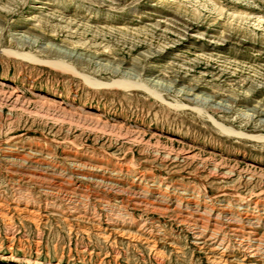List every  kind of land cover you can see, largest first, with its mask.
I'll use <instances>...</instances> for the list:
<instances>
[{
	"label": "rangeland",
	"instance_id": "obj_1",
	"mask_svg": "<svg viewBox=\"0 0 264 264\" xmlns=\"http://www.w3.org/2000/svg\"><path fill=\"white\" fill-rule=\"evenodd\" d=\"M255 202L264 0H0V264H264L178 217Z\"/></svg>",
	"mask_w": 264,
	"mask_h": 264
},
{
	"label": "bare ground",
	"instance_id": "obj_2",
	"mask_svg": "<svg viewBox=\"0 0 264 264\" xmlns=\"http://www.w3.org/2000/svg\"><path fill=\"white\" fill-rule=\"evenodd\" d=\"M15 90L17 88H14ZM43 96H41L42 98L47 97L49 94H42ZM10 152V151H9ZM7 153V152H6ZM22 154V153H21ZM170 155V154H169ZM11 156V155H10ZM15 156V155H14ZM24 157V156H23ZM179 155L176 156V158H178ZM16 159V157H14ZM33 158V157H32ZM31 158V159H32ZM170 158V156H169ZM26 157L24 159H22L20 162H25ZM30 159V158H28ZM27 159V160H28ZM9 160V159H8ZM19 160V158H18ZM177 160V159H176ZM12 161V159L10 160ZM43 161V160H42ZM175 161V158H174ZM29 162V160H28ZM31 162V161H30ZM34 162V161H32ZM15 163V160L10 163L13 164ZM19 163V162H18ZM40 163V162H39ZM24 164V163H23ZM28 164V163H27ZM33 164V163H32ZM17 165V162L16 164ZM25 165V164H24ZM14 166V165H13ZM23 166V165H22ZM20 167V166H19ZM33 167V166H32ZM80 169H85L82 166H76ZM91 168V167H90ZM21 169V168H20ZM24 169V168H23ZM27 170V169H26ZM38 171V169H36ZM34 171V170H33ZM41 171V170H40ZM82 171V170H81ZM84 171V170H83ZM19 172V171H18ZM42 172V171H41ZM51 172V171H50ZM85 172V171H84ZM17 173V172H16ZM31 173V172H30ZM39 173V172H38ZM29 174V173H28ZM28 174H26V176H28ZM37 174V173H36ZM44 174V173H43ZM42 174V175H43ZM82 174V173H80ZM18 175V173L16 174ZM22 175V174H21ZM30 175V174H29ZM84 176H90V175H85ZM32 176V175H30ZM39 176V175H38ZM29 177V176H28ZM36 177V176H35ZM40 177V176H39ZM31 178V177H30ZM83 178V177H82ZM32 179V178H31ZM45 179V178H44ZM78 179V178H77ZM104 179V178H103ZM34 180V179H33ZM38 180V179H37ZM40 181V180H39ZM42 181V180H41ZM44 181V180H43ZM89 181V179H88ZM49 182V180H48ZM94 182V181H93ZM96 182V181H95ZM44 183V182H43ZM96 183H98V185H108L106 183H103L102 181H97ZM49 184V183H47ZM46 184V185H47ZM52 184V183H51ZM42 185V184H41ZM110 185V184H109ZM108 185V186H109ZM118 185V184H117ZM154 185V184H153ZM152 185V186H153ZM43 186V185H42ZM107 186V187H108ZM115 186V185H114ZM111 188H115L113 186H109ZM119 187V186H118ZM146 187V186H145ZM149 187V186H148ZM48 188V187H47ZM60 188V187H59ZM157 188V186H156ZM55 189V188H54ZM57 189V188H56ZM153 189V188H152ZM51 190V189H50ZM149 190V189H148ZM156 190V189H154ZM55 191V190H54ZM59 191V190H57ZM145 191V190H144ZM150 191V190H149ZM56 192V191H55ZM60 192V191H59ZM153 192V191H151ZM67 193V192H66ZM157 193V192H156ZM58 194V193H57ZM64 194V192L62 193ZM137 196L133 195L132 198V206L134 207H138L142 205V202L140 200V196H138L139 194L136 193ZM47 195V194H46ZM191 197V196H190ZM193 197V196H192ZM70 198V197H69ZM144 198V197H143ZM183 199V200H182ZM179 201V205H183L184 203L187 204H194V200L193 199H188V198H182ZM131 200V199H130ZM158 200V198H157ZM193 200V201H192ZM28 201V200H27ZM73 201V200H72ZM159 201L161 203H167L168 201H164L163 197L159 198ZM209 201V200H208ZM71 202V201H70ZM157 202V201H156ZM258 202V201H257ZM28 203V202H27ZM147 203V202H146ZM70 204V203H69ZM79 204V203H78ZM131 204V202H130ZM208 204V203H205ZM242 204V203H239ZM255 208L259 207L258 203H256ZM168 206V205H167ZM178 206V205H177ZM190 206V205H189ZM204 206V205H203ZM206 206V205H205ZM71 208V206H69ZM78 207V206H77ZM165 207V206H164ZM214 207L213 205H211V208ZM75 208V207H74ZM158 208V207H157ZM156 208V209H157ZM188 208V207H187ZM179 209V207H178ZM194 209V208H193ZM192 209V210H193ZM197 209V208H196ZM202 209V208H201ZM76 210V209H75ZM78 210V209H77ZM161 210V209H160ZM198 210V209H197ZM208 209H206L204 212L200 213L197 212L196 214H194L193 217H191L194 221L193 222H188V218H185V216H183V212H182V216H178L181 221H185L187 223L184 222V224H186V226L188 227V229L192 230L194 235H195V239L198 240L199 242L201 241H206L208 238H206L207 236L209 237L210 240L212 241H216L219 240L218 245L221 247H224L225 244L227 243V239L230 235V237L234 240L235 243H237L238 248H240L242 250L243 253L245 254H249L251 258H258L261 255L264 254V236L259 238V234L257 226H260V224L264 223V210L263 213H260L261 209H256L258 210L257 212H251L249 208H238L236 211L237 213V220L235 219L234 214H236L235 212H232V210H230V207H228L227 205H225L223 208L221 207L220 210H215L214 209H209V211H207ZM234 210V211H235ZM159 211V210H158ZM163 211V210H162ZM165 211V210H164ZM167 211V210H166ZM189 212V211H188ZM195 213V212H192ZM200 213V214H199ZM166 214V213H165ZM180 215V214H179ZM212 220L215 222H218V224H213ZM179 221V220H178ZM248 225V228L245 229L244 224ZM226 226V228L228 229L226 232H224L225 230L223 229L224 226ZM263 225V224H262ZM144 226V225H143ZM261 227V226H260ZM186 228V227H185ZM206 239V240H205ZM231 242V241H230ZM233 242V241H232ZM203 243V242H201ZM232 245L229 243L228 246H226V250L229 249V246ZM233 246V245H232ZM239 249V250H240ZM241 252V253H242ZM244 254V255H245ZM262 257V256H261ZM6 260H9V264L12 263H17L20 261L19 257H14L13 255H7L5 257Z\"/></svg>",
	"mask_w": 264,
	"mask_h": 264
}]
</instances>
